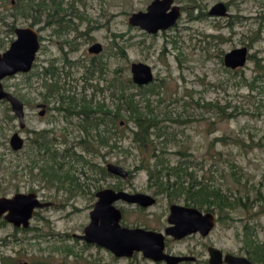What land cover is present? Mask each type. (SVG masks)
Wrapping results in <instances>:
<instances>
[{
  "label": "rangeland",
  "instance_id": "1",
  "mask_svg": "<svg viewBox=\"0 0 264 264\" xmlns=\"http://www.w3.org/2000/svg\"><path fill=\"white\" fill-rule=\"evenodd\" d=\"M12 1L0 0V51L8 49L16 38L11 27L32 26L43 40L31 79L27 77L31 73H19L3 80L5 89L25 103L27 129L20 128L10 104L0 101V194L12 197L18 192L34 191L53 204L38 209L27 229L15 228L0 218V262L10 257L13 264H166L142 253L116 257L110 250L81 239L79 235L90 223V213L98 200L92 192L111 187L155 196L157 203L148 208L123 201L117 205L123 210L124 225L163 232L169 225L170 205H186L184 196L171 201L166 193L156 194L157 188L142 164L151 152L137 148L133 142L136 126L126 110L121 119L126 124L119 128L125 131L122 142H118L123 149L106 148L101 154L105 153L104 157L87 158L101 166L108 162L122 165L131 174L127 179L109 173L101 176L94 170L91 174L90 167L84 168L71 158L67 165H74L73 173L83 190L70 192L69 188L60 189L58 184L41 179L38 168L31 172L30 145L18 152L11 147L15 132L21 131L27 138L33 129L69 128L70 143L81 135L75 127L77 118L74 126L54 111L39 115L37 105L43 102L44 91L42 69L53 61L61 70L65 67V72L60 71L62 93L79 99L85 94L91 98L97 91V101L104 100L113 109L117 99L111 93L112 80L120 88L132 79L133 62L149 64L154 81L129 91L136 94L143 115L157 124L151 129V138L161 149L162 164L173 166L183 160L199 179L220 186L232 205L224 209L221 221L215 212L217 225L207 237H168L166 251L197 257L195 262L181 264H209L207 248L213 245L224 253L246 256L253 264H264V246L261 256L253 252L254 246L264 245V0H176L183 8L181 17L174 26L157 34L129 23L134 12L146 10L153 0H34L43 5L26 14L16 10L20 0ZM218 2L228 5V16L209 14ZM52 15L63 17L72 29L59 33L58 23L47 26V21L54 19ZM257 33L259 39L253 40ZM96 42L104 49L92 54L88 49ZM243 46L252 55L246 65L227 67L225 54ZM92 59L103 63L106 80L96 72L89 83L95 87H86L83 77ZM100 88L104 91L96 90ZM153 88L155 92L150 91ZM59 146L64 150L68 143ZM75 150L84 154L81 148ZM149 161L154 168L155 159Z\"/></svg>",
  "mask_w": 264,
  "mask_h": 264
},
{
  "label": "water",
  "instance_id": "2",
  "mask_svg": "<svg viewBox=\"0 0 264 264\" xmlns=\"http://www.w3.org/2000/svg\"><path fill=\"white\" fill-rule=\"evenodd\" d=\"M175 0H153L146 11L134 12L129 23L150 33L173 26L181 16V7L174 4ZM212 16L229 15L228 5L218 2L209 11ZM16 38L8 49L0 51V101H7L13 113L17 116L21 129L26 127V111L24 102L13 92L5 89L3 80L19 73H29L36 62L41 42L39 32L32 26L17 27ZM100 43L94 44L90 51L99 53ZM250 55L247 46L232 49L225 54L227 67L237 69L246 65ZM132 80L137 85H147L154 81L152 67L144 62L131 64ZM42 113V112H41ZM10 144L13 150L24 146V138L15 132ZM107 169L110 173L122 179L129 177V171L122 165L109 162ZM93 210L90 213V223L85 227L84 234L79 237L87 243H95L110 250L116 257H132L136 252L156 262L165 261L167 264H179L193 261L190 255H173L166 252V236L183 239L193 234L208 235L217 225V215L213 211L203 212L194 206L173 203L168 216L169 225L165 231H156L144 227H129L122 224V210L116 206L123 201L129 204H139L143 207L153 206L157 199L149 193H131L126 190L105 188L97 193ZM52 203L43 201L36 192H18L12 197L0 194V218H3L15 228L27 229L31 225L38 209L51 206ZM210 264H253L242 255L224 253L216 246L209 247Z\"/></svg>",
  "mask_w": 264,
  "mask_h": 264
},
{
  "label": "trees",
  "instance_id": "3",
  "mask_svg": "<svg viewBox=\"0 0 264 264\" xmlns=\"http://www.w3.org/2000/svg\"><path fill=\"white\" fill-rule=\"evenodd\" d=\"M19 1V0H18ZM21 1V2H20ZM18 10L22 11L23 14L26 12H33L37 10L43 4H37L34 0H20ZM57 4V3H56ZM38 7V8H35ZM61 8V4H60ZM12 30V28H11ZM259 35L253 40H258ZM124 53V49L121 53ZM252 55H249L251 58ZM53 65L51 66V68ZM104 66L100 63L90 64L87 68V73L99 74L104 73ZM94 72V73H92ZM32 74L27 75L28 79H31ZM127 83V84H126ZM121 84L122 87L115 83V79L112 80V85L114 90L111 92L112 96L117 99L115 108H110L104 100L97 101V92L93 93V98H87L86 96L80 99L73 97L71 95L61 94V105L65 107L66 114L68 112V117H77L78 124L80 125L81 135L78 136L77 148H81L80 153L74 151L73 148L66 147L65 152L62 157L64 160H59L57 152L54 154L51 152V147L49 144L45 146L41 145L44 149L50 152V159L46 162L47 167L42 170V175L44 178L49 177V183L58 184V188H69L72 192H76L82 189V183L79 181L78 177L73 175L70 170H65L64 173H60L52 164H62L67 165L68 160L71 158L76 161V163L83 165L84 168L90 167L93 174V170L99 173L101 176L109 175L106 167L101 166L97 161L88 159L87 156L101 157L105 156L102 154V150L109 148L114 150L117 148H122L123 145L118 146V142H122L125 135L124 130H119L123 125L121 124V119L123 118V112L126 110L130 112L131 118L135 123L136 128L132 131L133 142L136 144L137 148H147L151 152L149 159L142 160L144 168L149 172L150 179L153 180V185L156 186V194L166 193L170 197V200L180 199L183 197L186 205L198 207L200 209H206L207 211H214L218 213V221L223 220L224 209L230 205L228 197L223 196L221 193V187L217 186L215 183L210 181H204L199 179L197 175H194L189 171V166L186 165L183 160L179 161L178 164L170 166H164L163 161L160 159L162 155L161 149L153 144V135L151 129L156 127V123L150 120L148 116L143 115L141 112V107L139 101L136 99V94L129 91L130 88H136L138 85L133 82L130 78L128 82L126 81ZM53 87L56 91H60L64 86L61 85L59 79H53ZM99 84V83H98ZM138 86L137 88H141ZM103 92L104 88L97 89ZM141 90V89H140ZM155 92L154 88L150 90ZM126 122L124 123L125 126ZM117 125V129L115 126ZM104 126V128H102ZM67 143V140H65ZM152 146V147H151ZM128 150V149H125ZM87 154V155H86ZM181 156L187 158V154L180 152ZM155 159L154 168L149 160ZM52 162V164H50ZM162 164V165H161ZM72 165V164H71ZM161 166V167H160ZM55 169V170H54ZM88 169V168H87ZM56 179L57 183L53 181ZM101 188L100 186L98 189ZM120 189V188H118ZM94 195V192H93ZM3 223L5 221H2ZM1 222V223H2ZM264 245L254 246V254L261 256V248ZM0 264H13L10 257H5L1 260Z\"/></svg>",
  "mask_w": 264,
  "mask_h": 264
},
{
  "label": "flooded vegetation",
  "instance_id": "4",
  "mask_svg": "<svg viewBox=\"0 0 264 264\" xmlns=\"http://www.w3.org/2000/svg\"><path fill=\"white\" fill-rule=\"evenodd\" d=\"M13 3L15 2L14 0L12 1ZM152 2V1H151ZM150 4V3H149ZM174 4L175 5H179V4H176V0H175V2H174ZM180 7H181V15H182V11H183V8H182V6L181 5H179ZM148 7V6H147ZM146 10H147V8H146ZM146 10H140V11H146ZM53 16V20H48L47 21V26H50V24L51 23H58L59 24V28L57 29V32H59V33H61V32H65V31H63L65 28L67 29V30H69L70 29V26L67 24V21L65 20V19H62L63 17H59V18H57L56 17V15H52ZM181 17V16H180ZM178 21V20H177ZM177 23V22H176ZM175 23V24H176ZM65 24H67V25H65ZM174 24V25H175ZM52 25V24H51ZM173 25V26H174ZM170 27H172V26H170ZM169 27V28H170ZM12 28V30H14V32H15V29L17 28V27H11ZM141 28V27H140ZM72 29V28H71ZM70 29V30H71ZM141 29H143V28H141ZM168 29V28H167ZM167 29H161V30H159L158 32H160V31H163V30H167ZM69 30V31H70ZM143 30H145V29H143ZM146 31V30H145ZM39 32V31H38ZM146 32H148V31H146ZM157 32V33H158ZM148 33H150V32H148ZM157 33H151V34H157ZM83 34V33H82ZM39 37H40V42H41V45H42V40H43V37L41 36V34L39 33ZM96 43H99V42H96ZM96 43H94V44H96ZM94 44H92L90 47H89V49H88V51L90 52V53H92V54H99V53H101L102 51H103V49H104V47H103V45H102V50L99 52V53H95V52H92V51H90V48L94 45ZM41 48V47H40ZM39 53V52H38ZM67 58V57H66ZM92 61L94 62V63H98V65H100V63H102V62H97V61H95V59H92ZM224 63H225V60H224ZM103 64V63H102ZM53 65V67L51 68V66ZM34 67H35V64H34ZM34 67H33V69H34ZM65 67H63V71L65 72V69H64ZM33 69L29 72V73H31L32 74V71H33ZM59 67H57L56 65H55V63L53 62V61H51L49 64H48V66H45V67H43V69H42V74H43V81H42V87H43V89H44V91L41 93L42 94V97H43V102L42 103H39L38 105H37V107L40 109L39 110V115L41 116V117H44V116H46V114H47V112H49V111H54L55 113H59V114H63L64 115V117L63 118H66L67 120H71V123H70V125H74L75 126V123H74V119H76L77 117H74V116H72V117H68V112H67V114H66V111L64 110L65 109V107L63 106V105H61V94H62V92H61V90H63V88L60 90V91H56L55 89H54V87H53V84H51L52 82H53V79H59L60 80V83H61V79H60V74H61V72L60 71H62ZM92 73H94V72H92ZM28 74V73H27ZM105 74V70H104V73H103V75ZM100 75V77H104L103 79H105L106 80V78H105V76H103L102 74H99ZM69 76V75H68ZM94 76H95V74H90V73H88L87 75H85L84 77H83V79L85 80V86L87 87V85L94 79ZM151 84V83H150ZM62 85V84H61ZM147 85H149V84H147ZM62 86H64V85H62ZM89 86H94L95 87V85L93 84V83H91V84H89ZM139 86H146V85H139ZM107 88H110V85H107ZM94 90V89H93ZM97 90V89H96ZM85 92H86V90H85ZM97 92V91H96ZM101 92V91H100ZM57 93L58 94H60V96L59 95H57ZM93 93H95V91L93 92ZM17 96V95H16ZM71 96H73V97H75L74 95H71ZM84 96H86L87 98H88V95L87 94H85ZM83 96V97H84ZM91 97L93 98L94 96L93 95H91ZM21 99V98H20ZM80 99V98H79ZM22 100V99H21ZM23 101V100H22ZM24 102V101H23ZM55 102H58V104L59 105H56L57 103H55ZM52 104V105H51ZM24 105H25V103H24ZM25 111H26V106H25ZM42 112V113H41ZM26 115V114H25ZM17 117V116H16ZM121 124L122 125H124V121H121ZM75 127H77L78 128V131L80 130V125L78 124V126H75ZM24 129H27L26 127L24 128ZM28 131H29V129H28ZM17 132H19L20 134H21V131H17ZM70 136H71V132H70V129L69 128H63V130L62 131H57L56 129H53V128H43V129H40V130H35V129H33L32 131H30L29 132V136L27 137V138H24L23 136V138H24V146L20 149V150H17V152L18 151H21V150H23V149H25V148H27V146H29L30 145V148H31V153H32V155H31V157H32V162H31V165L29 166L30 167V170H31V172L33 173V170H35V168H38L39 169V173H38V175L39 176H41V179H43V180H45L46 182H49V177H46V178H44V176L42 175V170H43V168L44 167H47V164H46V162L50 159V152H48L46 149H44L43 147H41V145H45V146H47V144H49V146L51 147V152L54 154V152H57V154H58V158H59V160L61 161V160H64L63 159V157H62V155H63V153L65 152V150L67 149H62L61 150V148H60V143H64L65 144V140H67V143H68V147L69 148H73L74 149V151H75V148H77V146H78V142H77V140L76 139H74V143H70L69 142V138H70ZM76 136V135H75ZM75 136H73V138L75 137ZM79 136V135H78ZM78 136H76V137H78ZM15 151V150H14ZM34 157V158H33ZM42 162V163H41ZM109 163V162H108ZM107 163V164H108ZM37 164L39 165V166H37ZM50 164H52V162H50ZM107 164H106V170H107V172L109 173V174H111V175H113L112 173H110L109 171H108V169H107ZM52 165H55V167H56V169L58 170V171H60V173H64V171L65 170H70V172L73 174V175H75L74 173H73V168H74V165H65V164H62L61 162H60V164H52ZM55 170V169H54ZM130 173V172H129ZM131 174H129V176H130ZM76 176V175H75ZM108 176V175H107ZM116 177H118V176H116ZM118 178H120V177H118ZM127 179V178H126ZM53 181H57L56 179H53ZM98 181H99V179H98ZM57 183V182H56ZM50 184H51V182H50ZM53 184V183H52ZM107 188H111V187H107ZM60 189H64V188H60ZM100 189V188H99ZM103 189H105V188H102V189H100V190H98V191H96V192H94V195L96 196V198L98 199V195H97V193L99 192V191H101V190H103ZM116 189V188H115ZM116 190H123V189H116ZM32 192H34V191H32ZM70 192H72L71 190H70ZM38 194V193H37ZM92 194H93V192H92ZM39 196V195H38ZM155 197V196H154ZM54 198H56V197H54ZM42 199V198H41ZM157 199V198H156ZM43 200V199H42ZM44 201V200H43ZM97 201V200H96ZM46 202H50V203H52L53 204V202L52 201H46ZM96 203V202H95ZM95 203H94V205H95ZM156 203H157V201H156ZM155 203V204H156ZM127 204H129V203H127ZM154 204V205H155ZM135 205H138L139 207H142V208H148V207H143V206H141V205H139V204H135ZM153 205V206H154ZM116 206H118L117 204H116ZM171 206V205H170ZM188 206V205H187ZM120 208V207H119ZM198 208V207H197ZM121 209V208H120ZM169 209H170V207H169ZM200 209V208H199ZM122 210V209H121ZM201 210V209H200ZM202 211V210H201ZM205 212H207V211H205ZM214 212V211H213ZM122 213H123V210H122ZM215 213V212H214ZM123 218V217H122ZM90 219H91V217H90ZM167 221H168V218H167ZM123 224V223H122ZM124 225V224H123ZM126 226V225H125ZM135 227H142V226H135ZM167 227V226H166ZM144 228H146V227H144ZM22 229H24V228H22ZM146 229H150V228H146ZM166 229V228H165ZM152 230H156V229H152ZM156 231H159V230H156ZM165 231V230H164ZM163 232V231H162ZM211 233V232H210ZM197 234H200L201 236H203V237H207L208 235H203V234H201V233H193V234H190V235H188V236H191V235H197ZM168 237H171L172 239H175L174 237H172V236H166V244H167V242H168ZM187 237V236H186ZM186 237H184V238H186ZM183 238V239H184ZM175 240H178V239H175ZM179 240H182V239H179ZM95 244V243H94ZM97 245V244H96ZM210 246H213V245H210ZM209 246V247H210ZM209 247L207 248L208 249V253H209ZM222 250V249H221ZM223 251V250H222ZM167 252V251H166ZM224 252V251H223ZM136 253H142V252H136ZM135 253V254H136ZM167 253H169V252H167ZM134 254V255H135ZM170 254H172V253H170ZM133 255V256H134ZM173 255H177V254H173ZM190 256H194V255H190ZM196 259L195 260H193V261H184V262H195L196 260H197V257L196 256H194ZM209 259H210V256H209ZM152 260V259H151ZM154 261V260H153ZM156 262V261H155ZM159 262H165V261H159ZM166 263V262H165ZM181 263H183V262H181ZM181 263H179V264H181ZM208 263L210 264V261L208 260ZM167 264V263H166Z\"/></svg>",
  "mask_w": 264,
  "mask_h": 264
}]
</instances>
